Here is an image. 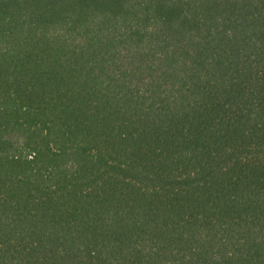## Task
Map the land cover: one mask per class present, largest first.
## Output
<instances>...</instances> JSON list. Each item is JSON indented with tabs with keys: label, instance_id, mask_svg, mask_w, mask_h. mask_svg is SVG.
Listing matches in <instances>:
<instances>
[{
	"label": "trees",
	"instance_id": "16d2710c",
	"mask_svg": "<svg viewBox=\"0 0 264 264\" xmlns=\"http://www.w3.org/2000/svg\"><path fill=\"white\" fill-rule=\"evenodd\" d=\"M0 264H264V0H0Z\"/></svg>",
	"mask_w": 264,
	"mask_h": 264
}]
</instances>
